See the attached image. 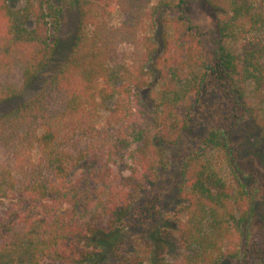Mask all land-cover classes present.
I'll return each mask as SVG.
<instances>
[{"label": "trees", "instance_id": "16d2710c", "mask_svg": "<svg viewBox=\"0 0 264 264\" xmlns=\"http://www.w3.org/2000/svg\"><path fill=\"white\" fill-rule=\"evenodd\" d=\"M193 1L0 0V264H93L101 254L95 235L115 233L125 217L128 229L162 218L160 197L126 199L105 166L135 145L143 177L166 170L165 148L186 137L209 74L235 123L185 159V255L158 264L249 256L252 222L264 208V162L243 153L240 129L250 121L264 138V0H203L219 38L212 65ZM61 3L78 15L70 55L27 98L56 54ZM172 8L178 14L162 30L158 15ZM150 87L153 118L140 122L136 99ZM124 242L116 264H128ZM158 243L165 251L166 239Z\"/></svg>", "mask_w": 264, "mask_h": 264}, {"label": "rangeland", "instance_id": "374dc122", "mask_svg": "<svg viewBox=\"0 0 264 264\" xmlns=\"http://www.w3.org/2000/svg\"><path fill=\"white\" fill-rule=\"evenodd\" d=\"M60 6H62V20L59 30H55V37L58 39L56 54L50 66L38 78L36 86H33L27 92V98L34 95L39 90V83L53 75L70 55L78 30V15L72 8L63 3ZM177 14L178 10L175 8L162 10L158 15L161 29L168 28L165 20ZM191 16L202 33L205 57L212 65L215 61L217 39H219L212 13L207 10L203 0H194L191 7ZM213 80L211 74L206 77L203 86L205 91L192 115L190 130L186 137L171 148L162 146L165 148V155L167 156L166 170L161 171L159 174L150 173L143 177L144 171L139 162L136 161L135 145H131L128 150L122 152L118 157L110 158V161L106 164L105 167L111 169L114 177L110 185L114 183L125 185L126 199L141 204L149 200H157L160 197V201H156V204L157 209L162 211V218H150L142 226L137 225L134 229H128L126 227L128 220L125 217L122 223L117 224L116 229L118 231L115 233L95 235L91 240L94 239V245L99 247L101 254L93 264H116L112 260L113 254L123 241H125L122 248L123 258L126 259L128 264H158L161 260L174 262L180 256L185 255L178 237L180 226L186 220V216L181 209L183 205L182 195L186 190L181 175L182 165L192 151L200 148L202 140L211 132L220 128L229 129L235 123L233 115L229 112L230 107L226 98ZM154 89L150 87L138 94L136 111L141 116L140 122H147L153 118L152 100ZM6 108L8 107L5 106L2 110ZM245 119L247 118L243 120ZM241 125V133L243 129L247 131L245 140L240 136V132L237 134L234 132L233 139L241 141L243 139L245 141L243 153L246 157L249 158V156L254 155L259 163H263L264 138L261 132L250 121H245ZM247 186L250 190L257 187L255 184L252 186L251 180L247 183ZM157 195L159 196L157 197ZM134 207L131 210L132 214L137 213L135 204ZM132 221V224L137 223L135 220ZM163 237L166 239L167 246L165 251L160 252L158 242ZM251 238V253L239 264H264V208L257 212L254 217ZM223 264H238V262L225 261Z\"/></svg>", "mask_w": 264, "mask_h": 264}]
</instances>
